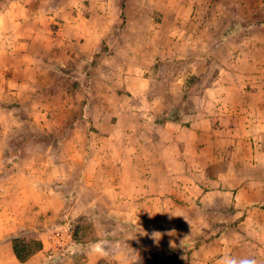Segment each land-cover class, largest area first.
<instances>
[{
    "label": "crops",
    "instance_id": "crops-1",
    "mask_svg": "<svg viewBox=\"0 0 264 264\" xmlns=\"http://www.w3.org/2000/svg\"><path fill=\"white\" fill-rule=\"evenodd\" d=\"M103 1L99 6L92 5L95 0L90 2L83 26L73 15L70 20H54L50 14L59 17L60 9L47 8L43 0H10L6 8L0 7V89L17 96L23 93L29 113L39 108L42 115L44 106L36 101L39 97L50 99L51 104L56 99L49 73L61 80L60 93L67 91L61 82L73 74L66 68L68 63L84 67L100 52L103 39L111 37L107 54L96 57L107 65L101 81L104 99L88 93L81 115L72 121L71 138L80 140L83 135L91 139L90 144L79 146L77 140L72 149L58 152L61 158L55 165L58 174L51 193L64 202L69 223L59 226L54 247L68 253L77 250L71 222L88 215L94 239L86 245L82 264H98L106 257L120 264L125 254L133 258L138 254L140 263L159 264L158 252L181 250L185 258L190 250L191 257H197L187 264L218 263L225 251L251 247L258 259L256 253L264 252V244L251 240L264 232V210L259 208L264 202V55L256 51L264 49V37H255L254 29L264 33V22L255 25L248 17L247 21L235 19L234 13L264 12V1ZM146 10L161 13V25L172 21L177 27L188 22L179 17L181 13L201 16L188 25L194 33L176 30L167 37V48H152L155 36L149 37L146 42L152 50L145 58L142 16ZM112 11L118 17L108 19ZM228 13L231 21L226 19ZM211 17L220 25L219 33L211 36L214 47L207 50L201 44L203 33H212ZM47 20L58 26L54 39L48 36L52 32L46 30ZM148 25L159 34L157 22L151 20ZM79 26L87 32L73 40L64 38V28L76 31ZM129 28L133 32H127ZM184 32L187 35L182 36ZM176 35L193 45L188 54L174 48ZM40 41L41 51L32 52ZM231 44V48L226 46ZM238 46L246 52L238 51ZM10 57L17 60L13 67L5 60ZM161 61L168 63L152 67ZM174 61L185 66L183 71L172 67L177 65ZM117 63L119 68L112 66ZM211 64L216 71L210 74ZM187 75L203 81L188 98L184 94ZM12 84L23 91L16 92ZM179 104L177 120L157 123ZM79 126L83 131L75 135ZM111 141L117 144L115 149L104 147ZM31 153L45 160L41 164L30 161L29 172L49 169L48 150ZM69 182L71 193L66 192ZM106 192L110 197L103 196ZM136 225L146 235H140ZM153 233L160 234L158 242ZM100 241H107L108 253L113 254L96 253L93 245ZM48 248L44 240L39 255L50 259L45 254Z\"/></svg>",
    "mask_w": 264,
    "mask_h": 264
},
{
    "label": "rangeland",
    "instance_id": "rangeland-1",
    "mask_svg": "<svg viewBox=\"0 0 264 264\" xmlns=\"http://www.w3.org/2000/svg\"><path fill=\"white\" fill-rule=\"evenodd\" d=\"M10 0H0V7L6 8L9 5ZM92 0H43L47 8L58 7L60 11H58L57 16H52V18L65 21L70 20L71 16H76L79 24L83 26V18L87 17V7L92 5H102L103 0H95V4H90ZM264 1V0H263ZM32 3V2H31ZM90 4V5H89ZM107 6H110L116 10L115 7L111 6L109 3ZM257 8V6H256ZM108 19H114L118 17L117 11L108 12ZM217 13H212V16H215ZM123 16V12H122ZM151 16V18L149 17ZM201 14L198 13H181L179 17L181 19H188L187 25L184 27H177L175 23L172 21H166L161 25V13L159 12H149L146 10L142 16V23L144 27L142 28L143 36L145 39V43L142 45L143 54L146 58L150 54V46L147 44V39L150 37H154L152 48H167V45L170 46V43L167 41V37L171 36L172 33H178L180 30L186 31L187 34L194 33L195 29L193 27H189L190 22L193 19H197ZM229 18L227 20L231 21V14H226ZM235 19H244L247 21V18H250V22H254L255 25H259L264 22V12L254 10L253 12L240 11L239 13H234ZM214 22L212 25V33H203L202 47H205L207 50H211L215 44H212L211 36H215L219 33V25L220 22L214 17H211ZM151 20L157 22L160 26H157L156 30H159V34L153 32L152 27L148 24L151 23ZM53 20H47V28L49 38H56V32L58 26L54 23H51ZM241 21V20H240ZM263 21V22H261ZM184 23V22H183ZM231 23V22H230ZM125 28V26H121V28ZM177 27V28H176ZM64 38L68 40L69 38L73 40V36H82L83 32H87V28L81 27L72 30L70 28H64ZM125 30V29H124ZM134 29H126L127 32L132 31ZM139 30V29H138ZM232 30V27L227 30L229 32ZM256 34L255 37L261 38L264 37V33L258 27L254 29ZM42 31L43 28H42ZM75 33H74V32ZM43 32L41 33V35ZM185 32L182 36L187 35ZM197 34V33H196ZM175 35V34H174ZM109 37V36H108ZM104 38L102 44L99 46L100 52H95L92 55V60L89 63H86L84 67L76 68L75 62L68 63L66 66L67 69H71L73 74L63 78L62 80V88L67 87V91H63L60 93L58 90L59 82L58 77L54 73H49L48 81L51 84L52 95H54V102L51 104L50 99L46 100L45 98L37 97V104H42L44 108L34 109L30 113L27 109V103L24 102L26 96L23 93H19V96L9 94L8 91L0 89V264H82V259H85V249L86 245L90 240L94 239L93 236V223L91 217L86 215L81 217L80 219H75L71 222L70 231L72 230L75 233L73 234V238L75 243H77V250L72 253L66 252V250L56 249L57 246L54 247L56 232L59 229V226L67 225L69 223L68 217H66L65 204L59 197L56 195V199L53 197V193H51L53 185V179L57 176L58 172L56 170L55 165L59 164V160L61 158L58 155V152L63 150L72 149L77 140H73L71 138L74 130L72 127V121L76 119L79 115H81L83 111V104L86 102L88 98V93L91 95H97V99H104L101 96L104 92L102 91L103 85L101 83L104 71L105 63L101 64V58L96 60V57H100L101 54H107L109 51V47L111 43L109 42V38ZM178 39V44H174V48L178 51L184 52L185 54L189 53L191 50L192 44H189L186 40H183V37L175 36ZM42 41H40L37 46L33 47L32 52L38 51L43 48ZM147 46H149L148 49ZM225 46V45H224ZM227 47L231 45H226ZM42 47V48H41ZM172 48V49H174ZM236 48V47H235ZM35 49V50H34ZM238 51L246 52V49L243 46L237 47ZM29 50L30 47H29ZM112 50V49H111ZM216 48L214 49L215 53ZM260 55H264V49L261 47L256 51ZM218 55V54H217ZM6 62L12 67L15 66L17 60L13 58L5 59ZM216 62L220 60L213 59ZM176 61H174L175 63ZM166 62H159L158 64H154L152 67L157 68L156 65H164ZM209 63H212L211 61ZM90 64V68H89ZM172 66L176 71H183L185 68L184 65ZM167 65V64H166ZM215 64L210 65V74L214 73L216 68ZM115 68H119L120 65L113 64ZM133 66V64H132ZM80 67V66H79ZM151 67V68H152ZM97 68V69H94ZM150 68V69H151ZM164 73H168L167 66L164 68ZM153 68L151 69V71ZM71 72V71H68ZM22 73V71H21ZM163 73H161L162 75ZM214 75V74H212ZM24 76H20L19 80L23 79ZM183 77V76H182ZM76 79V80H75ZM78 79V80H77ZM80 79L81 82H78ZM97 79V83H96ZM163 80V78H162ZM167 80V79H165ZM203 81H200L202 83ZM53 83V84H52ZM60 83V84H61ZM92 83L93 88H92ZM199 83V78L193 75L185 76V97L188 98L189 95L194 94L201 87ZM20 85L21 83L18 82ZM81 85V87H80ZM18 85H16L17 88ZM13 90L16 92H22V88L20 90L16 89L12 84ZM63 94V95H62ZM39 95V93H38ZM65 95V97H64ZM63 98H62V97ZM61 98L62 100H59ZM72 106V107H71ZM181 104L179 107L172 109L166 115L177 114L180 112ZM187 104L184 106L187 109ZM165 115H161L157 119L161 120ZM116 118H114V121ZM90 129H93L90 127ZM79 132L75 131V135L79 134L83 131L82 127H77ZM94 130V129H93ZM82 134H84L82 132ZM85 136V135H84ZM82 138V139H81ZM80 138L79 146L88 147L91 140L89 137L83 139V135ZM117 144L115 141L108 142L106 148L110 147L111 149H115ZM45 151L48 150L51 158V166L49 169H46L42 172H29L28 165L30 161H35L39 164L44 163V158L40 154H32L31 151ZM52 181V182H51ZM58 185V184H57ZM61 184H59L60 186ZM56 188V187H55ZM68 191L67 193H71L73 190L72 183L69 182L67 185ZM58 189H62L61 187ZM42 192V193H41ZM103 192V191H102ZM44 195V196H43ZM105 198L108 196V192L103 195ZM69 197H73L72 195ZM63 203H62V202ZM260 209L264 210V202L262 205H259ZM52 216V218H50ZM69 229V228H68ZM46 233L45 236H40V233ZM19 236V238L29 240V239H38L42 242L45 240L46 243L50 245L48 248V252H45L47 256L39 255L36 253L32 256L26 263H19L11 249V238ZM250 237H248L249 239ZM254 238V239H253ZM252 238V242L254 241L257 244H264V232L261 236H254ZM107 242V241H106ZM108 248V246H107ZM110 248V247H109ZM43 250V249H42ZM186 251V250H185ZM184 250L178 252L164 253L162 251L158 252L159 260L162 263L159 264H187L190 261V258L197 260V257H191V250L187 253L188 257H183ZM109 253L113 254L111 250ZM234 255H247L253 256L252 247L248 251H243L242 249L236 252H233ZM258 256L259 264H264V252L256 253ZM34 257V258H33ZM36 257V258H35ZM34 259V260H33ZM197 263V262H196ZM98 264H119L115 260L106 258H101ZM139 264H152V263H140ZM208 264H218V263H208Z\"/></svg>",
    "mask_w": 264,
    "mask_h": 264
},
{
    "label": "clouds",
    "instance_id": "clouds-1",
    "mask_svg": "<svg viewBox=\"0 0 264 264\" xmlns=\"http://www.w3.org/2000/svg\"><path fill=\"white\" fill-rule=\"evenodd\" d=\"M136 227L140 229V232H138L140 235H146V233H144L143 230L138 225H136ZM152 238L158 242L160 239V234L153 233ZM106 243H107L106 241H100L96 243L95 245H93V250L96 253L108 255L109 253H108V249L106 248ZM120 264H139L138 254L136 255L135 258H133L131 254H125L121 258ZM218 264H259V261L253 256L234 255L229 250V251H225L224 254L219 258Z\"/></svg>",
    "mask_w": 264,
    "mask_h": 264
},
{
    "label": "trees",
    "instance_id": "trees-1",
    "mask_svg": "<svg viewBox=\"0 0 264 264\" xmlns=\"http://www.w3.org/2000/svg\"><path fill=\"white\" fill-rule=\"evenodd\" d=\"M179 105L175 106L179 107ZM179 112L171 115H165L161 120H158L159 124H162L167 121L177 120L178 119ZM11 249L12 253L15 257V259L19 263H25L27 260H29L32 256H34L36 253L40 252L43 249L42 242L38 239H29L25 240L22 238H19V236H15L11 238Z\"/></svg>",
    "mask_w": 264,
    "mask_h": 264
}]
</instances>
